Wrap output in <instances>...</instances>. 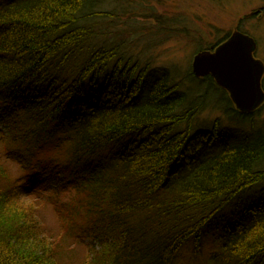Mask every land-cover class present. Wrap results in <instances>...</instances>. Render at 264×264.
I'll list each match as a JSON object with an SVG mask.
<instances>
[{
	"label": "trees",
	"instance_id": "1",
	"mask_svg": "<svg viewBox=\"0 0 264 264\" xmlns=\"http://www.w3.org/2000/svg\"><path fill=\"white\" fill-rule=\"evenodd\" d=\"M143 13L128 0H0V176L21 170L12 187L0 177V264H177L207 240L209 264H264V204L238 203L264 182V133L248 144L217 121L190 129L203 109L177 97L188 83L217 92L234 126L250 117L212 79L154 68L138 51L152 40L130 32ZM150 19L146 32L162 35ZM149 74L181 85L153 88ZM35 175L73 190L67 218L84 257L42 237L34 205L20 202ZM232 207L255 219L208 232Z\"/></svg>",
	"mask_w": 264,
	"mask_h": 264
},
{
	"label": "rangeland",
	"instance_id": "2",
	"mask_svg": "<svg viewBox=\"0 0 264 264\" xmlns=\"http://www.w3.org/2000/svg\"><path fill=\"white\" fill-rule=\"evenodd\" d=\"M128 1L138 4L145 17L149 18H140L135 22L130 21L136 23V25L131 26L130 32L133 34L135 32V36L142 35L145 39L152 40L148 43L155 45V47L147 55V58L152 62L154 68H168L171 72L175 70L184 74L187 69H191V61L197 52V47H201L203 50L214 46L225 38L227 40L234 32L248 36L255 42L254 58L264 65V0ZM153 17H157L160 25L164 26V28H160L164 30L162 35L156 33L154 36L153 33H148L150 31L146 32V29L156 27L155 21L150 19ZM116 21L121 23L122 19ZM156 30L159 31V29ZM261 85L262 90H264V75ZM191 86V83H188L187 89L191 90ZM193 86L194 90L190 96L196 102L193 107L196 108L195 110L199 108L203 110L196 116L190 129L203 127V125L207 128L217 121L221 130H229V128L237 130V132H231L230 135H244L243 139L248 144L257 141L259 133H264V106L260 111L247 118L250 119L249 123L239 124V127H236L233 125L234 121L229 120L228 115L225 114V109H228L227 104L219 99L217 92L207 85L194 84ZM225 101L228 102V99ZM229 107L233 108L231 103ZM231 114L234 116L233 118L236 117L235 114ZM182 129L185 130L186 128L182 126ZM16 163H11L12 168L8 173V180L0 176L2 181L7 182L6 186L8 187L14 185L16 177L21 173ZM0 170H2L0 173L2 174L5 169L0 167ZM44 181V178H39L37 175L30 178L26 189H22L20 192V202L27 206L29 204L34 205L30 208L36 210L37 221H39L40 229L43 232V235L41 233L42 237L49 240L51 237V241L54 243L62 244L63 242L64 247L65 245L69 246L77 251L78 257H84L88 253L89 245L78 236L77 226L70 225L71 222L67 218V207L71 202L73 190L64 187L54 192V185ZM246 193L242 195V199L238 203L242 201L245 203L248 200L252 205L264 204V182L256 187H251ZM236 209L232 207L230 210L225 209L223 211L225 222H222L220 227L226 224H249L255 219L252 215H232L237 212H245L243 209H237V211ZM234 211L236 212L234 213ZM259 214L264 216V207L256 215L257 218L260 217ZM205 242L202 243L205 246H203L201 254L195 259L191 257L189 248L186 246V249L181 252L177 264H209L207 260L212 251L211 241Z\"/></svg>",
	"mask_w": 264,
	"mask_h": 264
},
{
	"label": "water",
	"instance_id": "3",
	"mask_svg": "<svg viewBox=\"0 0 264 264\" xmlns=\"http://www.w3.org/2000/svg\"><path fill=\"white\" fill-rule=\"evenodd\" d=\"M255 42L234 32L212 51L197 53L191 61L194 77H210L225 90L235 108L250 114L264 102L260 83L264 73L261 62L253 58Z\"/></svg>",
	"mask_w": 264,
	"mask_h": 264
},
{
	"label": "bare ground",
	"instance_id": "4",
	"mask_svg": "<svg viewBox=\"0 0 264 264\" xmlns=\"http://www.w3.org/2000/svg\"><path fill=\"white\" fill-rule=\"evenodd\" d=\"M103 43V42H102ZM145 45L143 46H139L138 47V51L140 52V53H142V52H148V53H151V51L152 50H154V47H155V45H152V44H147V43H144ZM99 45H102L101 43H96V45L95 46H99ZM211 47H213V46H210V47H207V48H205V49H203V50H201L202 48L200 47H197L196 49V54L197 53H200V52H203V51H212V50H206V49H210ZM199 50H201V51H199ZM195 54V55H196ZM109 55L111 56V57H118V56H120V51L118 50V49H113V50H111L110 51V53H109ZM194 55V56H195ZM193 56V57H194ZM168 69V68H167ZM168 70H170V69H168ZM175 71V70H174ZM190 71H191V69H190ZM189 71L188 70H186V73H188ZM191 74H192V71H191ZM192 76L194 77V75L192 74ZM144 77H146V76H143V78ZM152 77V74H149V77H147V79H148V84H150L151 83V85L150 86H152L153 88H155V86L156 85H159V82L160 81H165V84L166 85H168L169 87H172V85H175L176 87L177 86H180L181 84V82H179V81H177V80H171L170 82L172 83V84H170L169 83V79L166 81V80H160V78H151ZM208 76H206L205 78H207ZM194 78H196V77H194ZM208 78H210V77H208ZM156 79H157V81H156ZM204 79V78H203ZM211 79V78H210ZM214 82V81H213ZM214 84H215V82H214ZM183 86V85H182ZM181 86V87H182ZM215 86H216V84H215ZM180 87V88H181ZM217 87V86H216ZM173 88V87H172ZM185 88H186V90H185ZM184 88V90H181V91H183L181 94H177V97L180 99V102L181 103H185L187 100H189V99H191L192 97H190V96H192V94L187 90V86ZM181 172H183V171H181ZM239 209H242V208H239ZM222 212V211H221ZM222 222H225V220L222 218V216L221 215H219V216H217L216 217V219L214 220V222L212 223V225L210 226V228H208L207 229V231L208 232H213V231H220L223 227H220L219 225L222 223ZM253 222V221H252ZM205 242V241H204ZM205 244H206V242H205ZM203 246H205V245H202V247Z\"/></svg>",
	"mask_w": 264,
	"mask_h": 264
},
{
	"label": "flooded vegetation",
	"instance_id": "5",
	"mask_svg": "<svg viewBox=\"0 0 264 264\" xmlns=\"http://www.w3.org/2000/svg\"><path fill=\"white\" fill-rule=\"evenodd\" d=\"M253 57H254V55H253ZM261 87H262V85H261ZM217 88L219 89V91L221 92V94L226 95V96H227L226 98L228 99V101L231 102L228 93H227L225 90H223L222 88L218 87V86H217ZM262 91H264V90H262ZM229 104H230V103H229ZM232 109H233V108H232ZM259 110H260V109H259ZM259 110L253 112L252 114H250V115H248V116H252V115H254V114L257 113ZM234 111H235L236 113H238V114L244 116V114H241V113L237 112L235 109H234Z\"/></svg>",
	"mask_w": 264,
	"mask_h": 264
}]
</instances>
